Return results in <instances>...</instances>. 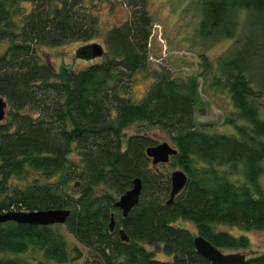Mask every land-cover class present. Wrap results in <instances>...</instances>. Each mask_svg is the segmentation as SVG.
I'll use <instances>...</instances> for the list:
<instances>
[{
	"label": "trees",
	"instance_id": "1",
	"mask_svg": "<svg viewBox=\"0 0 264 264\" xmlns=\"http://www.w3.org/2000/svg\"><path fill=\"white\" fill-rule=\"evenodd\" d=\"M123 1L129 17L103 29L88 0H0V214L69 210L63 224L0 222V264H211L196 235L222 251H251L247 236L221 226L264 231V0H199L190 72L150 67L153 16L146 0ZM73 40L84 42L77 57L88 59L91 43L102 55L55 69L38 52ZM219 41L229 44L208 57ZM141 71L151 82L133 101ZM208 89L226 91L233 133L195 118ZM161 140L177 153L154 165L145 150ZM171 168L188 181L168 204ZM135 178L138 203L123 217L114 203ZM243 264H264V251Z\"/></svg>",
	"mask_w": 264,
	"mask_h": 264
},
{
	"label": "rangeland",
	"instance_id": "2",
	"mask_svg": "<svg viewBox=\"0 0 264 264\" xmlns=\"http://www.w3.org/2000/svg\"><path fill=\"white\" fill-rule=\"evenodd\" d=\"M88 4L93 3V11L98 14L103 29L112 25L119 24L129 17L130 8L122 0H88ZM29 8V4H25ZM148 11L153 16L152 36L149 45V63L151 68H156L159 64L166 65L172 71L189 70L196 71V60L200 51V43L197 36V26L199 22L198 6L199 0H146ZM101 41V38L98 39ZM5 42L1 43L4 47ZM84 44L81 40L69 41L57 46H43L38 48L43 61H47L55 69L63 64L69 65L72 69L84 68L96 59H83L77 57L76 49ZM227 42L219 41L212 43L206 49L208 57H214L220 53ZM165 49V50H164ZM166 58L167 61L160 58ZM256 69V68H255ZM200 70V69H198ZM259 70L255 71L257 74ZM209 81H206V83ZM151 79L145 71L138 72L135 75L132 85V100L139 101L145 90L149 86ZM207 87V86H206ZM205 99L207 104L204 107V113H195V118L204 123H210L211 132L233 133L234 127L231 124H225L224 119L231 110L226 91L224 90H206ZM158 132L157 130H155ZM163 134V133H162ZM161 142H163L161 140ZM173 168L170 169V171ZM260 184L264 190V170L259 178ZM180 225L189 228L195 232L192 222H180ZM232 235H245L250 241V250L253 252L264 251V231L244 230L235 226H221ZM67 241L71 240V235L64 234ZM224 252H245L248 256L251 251L240 249L225 250ZM159 257H164L159 254ZM75 264H80L76 262Z\"/></svg>",
	"mask_w": 264,
	"mask_h": 264
},
{
	"label": "water",
	"instance_id": "3",
	"mask_svg": "<svg viewBox=\"0 0 264 264\" xmlns=\"http://www.w3.org/2000/svg\"><path fill=\"white\" fill-rule=\"evenodd\" d=\"M90 50L89 58L100 57L103 48L98 43L87 45ZM7 107V101L0 96V121L4 119ZM177 153L176 149L168 142H159L146 148L145 154L151 159L152 164H166L170 158ZM170 177V193L167 203H171L175 196L185 187L188 176L182 169H173L169 173ZM141 192V180L135 178L132 187L122 193L115 201L114 206L121 211L123 217L127 216L130 210L138 203ZM69 215L67 209H39L30 211H7L0 214V222L14 221L21 224L29 225H53L63 224ZM114 217L111 215L109 229H114ZM118 233L123 242L129 240L123 229H119ZM196 252L207 259L211 264H243L246 254L241 252H223L214 246L208 240L200 235L193 238Z\"/></svg>",
	"mask_w": 264,
	"mask_h": 264
},
{
	"label": "built area",
	"instance_id": "4",
	"mask_svg": "<svg viewBox=\"0 0 264 264\" xmlns=\"http://www.w3.org/2000/svg\"><path fill=\"white\" fill-rule=\"evenodd\" d=\"M165 50V49H164Z\"/></svg>",
	"mask_w": 264,
	"mask_h": 264
}]
</instances>
